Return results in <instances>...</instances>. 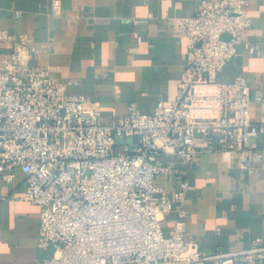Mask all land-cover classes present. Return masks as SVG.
<instances>
[{"label": "built area", "instance_id": "2783aa9c", "mask_svg": "<svg viewBox=\"0 0 264 264\" xmlns=\"http://www.w3.org/2000/svg\"><path fill=\"white\" fill-rule=\"evenodd\" d=\"M246 4L201 0L196 13L173 20L187 45L179 94L151 112L132 102L118 121L105 120L87 96L67 93L49 66L31 65L38 48L28 39L18 38L0 58V176L13 182L19 170L25 186L16 199L40 208L37 243L52 251L35 264L264 262L260 239L212 253L185 240L189 176L161 160L171 154L192 168L203 149L228 151L264 137V117L251 118L246 78H217L237 46L262 53L248 36ZM50 5L57 11L60 1ZM158 174L173 187L155 185Z\"/></svg>", "mask_w": 264, "mask_h": 264}, {"label": "crops", "instance_id": "0c3cea01", "mask_svg": "<svg viewBox=\"0 0 264 264\" xmlns=\"http://www.w3.org/2000/svg\"><path fill=\"white\" fill-rule=\"evenodd\" d=\"M0 0V58L24 37L38 51L29 61L51 68L67 83V93L85 95L105 120L118 121L130 103L151 112L159 100L179 94L187 50L185 33L172 21L190 16L201 0ZM251 19L249 39L262 51L250 54L241 45L218 72L220 81L242 75L250 87L253 121L264 117V0H246ZM18 12V15L15 14ZM163 162L188 174L191 188L186 209L185 240L204 253L264 244V137L252 136L242 148L203 149L193 167L164 154ZM0 176V264H35L52 248L38 246V205L20 201L24 175ZM155 185L173 187L164 174ZM173 212L165 215L167 231ZM237 264H252L238 261ZM254 264H264L256 262Z\"/></svg>", "mask_w": 264, "mask_h": 264}, {"label": "rangeland", "instance_id": "374dc122", "mask_svg": "<svg viewBox=\"0 0 264 264\" xmlns=\"http://www.w3.org/2000/svg\"><path fill=\"white\" fill-rule=\"evenodd\" d=\"M131 141H132V138H131V137H127V138H126V142H127V143H130Z\"/></svg>", "mask_w": 264, "mask_h": 264}, {"label": "water", "instance_id": "95a60500", "mask_svg": "<svg viewBox=\"0 0 264 264\" xmlns=\"http://www.w3.org/2000/svg\"><path fill=\"white\" fill-rule=\"evenodd\" d=\"M116 142L119 143V144H121V143L124 142V140L123 139H117Z\"/></svg>", "mask_w": 264, "mask_h": 264}]
</instances>
